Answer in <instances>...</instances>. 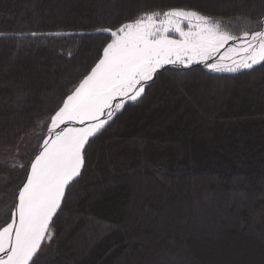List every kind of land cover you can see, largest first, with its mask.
Here are the masks:
<instances>
[{
  "label": "trees",
  "instance_id": "1",
  "mask_svg": "<svg viewBox=\"0 0 264 264\" xmlns=\"http://www.w3.org/2000/svg\"><path fill=\"white\" fill-rule=\"evenodd\" d=\"M173 8L236 37L264 19V0H0V228L103 29ZM84 161L32 264H264V64L160 71Z\"/></svg>",
  "mask_w": 264,
  "mask_h": 264
},
{
  "label": "snow or ice",
  "instance_id": "2",
  "mask_svg": "<svg viewBox=\"0 0 264 264\" xmlns=\"http://www.w3.org/2000/svg\"><path fill=\"white\" fill-rule=\"evenodd\" d=\"M187 24V30L183 27ZM110 32L98 62L51 116L48 138L17 193L11 222L0 228V264H32L68 186L81 175L84 150L126 101H137L166 65L204 63L213 71L235 72L264 64V31L244 32V55L236 67L207 61L230 40L220 22L195 11L173 8L141 15ZM169 33L178 34L172 38ZM79 125V126H76Z\"/></svg>",
  "mask_w": 264,
  "mask_h": 264
},
{
  "label": "water",
  "instance_id": "3",
  "mask_svg": "<svg viewBox=\"0 0 264 264\" xmlns=\"http://www.w3.org/2000/svg\"><path fill=\"white\" fill-rule=\"evenodd\" d=\"M263 29H264V19H263V21H262V26H261V28H260V30L259 31H263ZM108 34H110V32H107ZM54 34H56V35H62V34H66V33H53V35ZM243 37V35L242 36H239V37H236L237 39H235V40H232V41H238V40H240L241 38ZM231 44H233V42H231V43H229V44H226L225 45V49L227 48H229V47H233ZM231 54H232V52H230ZM230 53L229 54H223V50H220L219 52H217V53H215V55L213 56V58H216V59H218V61H219V64H229L230 62H231V60L228 58L229 57V55H230ZM232 57V56H231ZM210 62H214L212 59H210V60H208L207 61V63H209L210 64ZM193 66H202V67H204L207 71H209V72H211V73H235V72H237V71H235V72H229V71H213V70H210L208 67H206L205 66V64L204 63H194L193 65H190V66H188L187 68H190V67H193ZM255 66V65H254ZM166 68H177V69H185V67L184 66H182V65H166L164 68H162L160 71H162L163 69H166ZM159 71V72H160ZM159 72H157L156 73V75H155V77H154V79L156 78V76H157V74L159 73ZM153 79V80H154ZM152 81H149L148 82V84L149 83H151ZM147 84V85H148ZM146 85V86H147ZM145 86V87H146ZM143 95V94H142ZM126 104V103H125ZM123 109H121L119 112H121ZM119 112H116L115 113V115H114V117L112 118V120L115 118V116L119 113ZM111 121V120H110ZM109 121V122H110ZM51 127V126H50ZM48 138V131H47V133H46V135L44 136V138H43V140L44 139H47ZM92 138H90V140H91ZM42 144H43V141H42ZM42 144H41V146H40V149H39V151H41V149H42ZM86 147V146H85ZM39 151H38V153H39ZM37 153V154H38ZM35 159V158H34ZM34 161V160H33ZM32 161V162H33ZM31 162V163H32ZM29 171H30V168H29ZM28 171V172H29ZM18 202V201H17ZM14 211H15V209H14Z\"/></svg>",
  "mask_w": 264,
  "mask_h": 264
},
{
  "label": "rangeland",
  "instance_id": "4",
  "mask_svg": "<svg viewBox=\"0 0 264 264\" xmlns=\"http://www.w3.org/2000/svg\"><path fill=\"white\" fill-rule=\"evenodd\" d=\"M196 12V11H195ZM198 13V12H197ZM202 15V14H201ZM208 17V16H207ZM213 20V19H212ZM214 22L215 21H217V20H213ZM220 22V21H219ZM183 27L185 28V30H187V24L185 23L184 25H183ZM220 30L222 31V32H227L229 35H232V34H230L228 31H226L225 29H224V27H223V25H222V23L220 22ZM169 35L172 37V38H174V39H178L179 38V36H178V34H176V33H169ZM234 37H236V36H234ZM237 37H239V36H237ZM234 49V47H229L228 49L226 48L225 49V45L220 49V50H223V52H226V54H229L230 53V49ZM236 48H238L239 49V47H235V49ZM239 54V52H233L232 54L230 53V55H229V59L231 60V62L229 63V64H221V65H229V66H232V67H236V65H235V63H234V61L235 60H238V59H241L242 58V54H240L241 56H239L238 55ZM215 55V54H214ZM213 55V56H214ZM232 56V57H231ZM212 60L214 61V62H210V64H213V63H218L219 64V61H218V59H216V58H212ZM194 64V63H193ZM193 64H191V65H193ZM209 64V63H208ZM258 65V64H257ZM183 66V65H182ZM256 66V65H255ZM194 67V66H193ZM192 67H190V68H187V67H185V69H191ZM209 68V67H208ZM185 69H181V70H185ZM210 70H212L211 68H209ZM249 69V68H248ZM164 70V69H163ZM239 70H244V68H240V69H238V71ZM226 71V70H225ZM78 87V86H77ZM146 88V87H145ZM144 94V93H143ZM67 98V97H66ZM131 102H133V101H128V103H131ZM108 125V124H107ZM106 125V126H107ZM50 126H51V122H50V124H49V127L48 128H50ZM105 126V127H106ZM48 131V130H47ZM47 133V132H46ZM46 133H45V135H46ZM44 135V136H45ZM82 171V170H81ZM77 179V178H76ZM66 193V192H65ZM63 202V201H62ZM17 203V202H16ZM14 212V211H13ZM11 222V221H10ZM50 229H51V224H50ZM53 237H54V232L52 231V229H51V239L50 240H48V239H46L45 241H43L42 242V245H41V248H40V250L38 251V253H37V255L38 254H40V253H44V252H46V251H48L49 250V248H50V246H51V243H52V239H53ZM36 255V256H37ZM35 256V257H36ZM34 257V258H35ZM33 258V259H34Z\"/></svg>",
  "mask_w": 264,
  "mask_h": 264
},
{
  "label": "bare ground",
  "instance_id": "5",
  "mask_svg": "<svg viewBox=\"0 0 264 264\" xmlns=\"http://www.w3.org/2000/svg\"><path fill=\"white\" fill-rule=\"evenodd\" d=\"M263 31H264V29H263ZM231 42H233V44H231L233 47H234V49L232 48V49H230L229 51L230 52H239V56H241L240 54H242V55H244V53H242L241 51H240V49H242V47H243V43H242V40L240 39V40H238V41H232V40H230V41H228L227 42V44H229V43H231ZM226 45V44H225ZM235 47H239V49L238 48H236L235 49ZM226 52H223V54H225ZM128 103V101H126V104ZM126 104H125V106H126ZM124 106V107H125ZM124 109V108H123ZM76 126H79V125H76Z\"/></svg>",
  "mask_w": 264,
  "mask_h": 264
}]
</instances>
